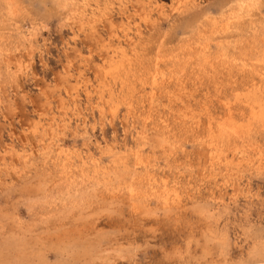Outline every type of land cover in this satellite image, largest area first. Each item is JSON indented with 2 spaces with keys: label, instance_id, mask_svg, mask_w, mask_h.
<instances>
[{
  "label": "rangeland",
  "instance_id": "obj_1",
  "mask_svg": "<svg viewBox=\"0 0 264 264\" xmlns=\"http://www.w3.org/2000/svg\"><path fill=\"white\" fill-rule=\"evenodd\" d=\"M0 264H264V0H0Z\"/></svg>",
  "mask_w": 264,
  "mask_h": 264
}]
</instances>
